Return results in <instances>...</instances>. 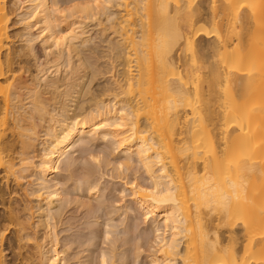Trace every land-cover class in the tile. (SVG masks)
I'll return each mask as SVG.
<instances>
[{
	"label": "bare ground",
	"instance_id": "6f19581e",
	"mask_svg": "<svg viewBox=\"0 0 264 264\" xmlns=\"http://www.w3.org/2000/svg\"><path fill=\"white\" fill-rule=\"evenodd\" d=\"M263 41L264 0H0V264H66L56 173L87 136L150 179L133 189L156 226L149 264H264ZM103 74L97 97L86 78ZM30 171L37 204L9 188Z\"/></svg>",
	"mask_w": 264,
	"mask_h": 264
},
{
	"label": "rangeland",
	"instance_id": "374dc122",
	"mask_svg": "<svg viewBox=\"0 0 264 264\" xmlns=\"http://www.w3.org/2000/svg\"><path fill=\"white\" fill-rule=\"evenodd\" d=\"M91 20L88 19L90 24L88 21L87 22L90 26L88 27L87 25V28H90L89 30L94 36L100 31L98 26L100 21L98 22V18L95 20V22H92L93 20ZM104 21L102 22L103 24L100 23V26L101 24H107V21ZM92 26L93 30H91ZM18 27H20V25L15 24L11 29L14 31L18 29ZM95 30H98V32H96ZM108 32H110L109 29ZM102 36L106 37V41H108V38L111 35L108 36L105 33V35ZM102 36L101 38L97 36L98 38L96 37V39L102 42L103 40H105V38L103 39ZM96 39L94 38V42L96 41ZM106 41H103L104 43L102 42L100 44L102 49H100V46H98V43L100 42H95V44H98L96 45L97 47L93 45L94 42L90 43L89 46L93 47H91L92 49H89L88 46L87 48L89 49V51H87L90 52L93 50L91 54V57L93 56V58L90 59L97 60L96 63L98 64V66H101L100 68L106 67V69H109L111 67L109 62H114L112 61L113 59L110 56L107 58H102L103 55L105 56L107 52L102 54V57L100 56V52H103L106 49L104 47L108 45V42L106 43ZM38 44L40 43L38 42ZM103 44L106 45L102 46ZM37 47H39L38 51L40 52V54L45 52L41 44ZM83 48H86V46H84ZM99 49L100 52L98 51ZM84 50L85 49H83V51ZM94 53H96L95 56ZM43 54V57H45V53ZM98 56L100 57L97 59L96 57ZM76 58L77 56H74L75 60L73 59V61L77 63L78 60H76ZM93 60L91 61L93 62ZM98 61H100V63H98ZM101 61L103 62V66L100 65L102 63ZM104 62L107 66H104ZM102 70L103 69H101V71ZM80 71V74L84 72L83 70ZM75 76H77V74H75ZM106 77L108 78V76H104L103 74L101 75V77L97 75V79L94 78L93 80H91L90 78H86V85H91L90 87L92 88V91L91 88L90 91L95 92L96 94L99 93L97 97H101L100 92L104 91L103 88L106 89L105 85H110V82L106 80ZM112 78L113 77H109V80H111ZM88 80L95 81L91 84H88ZM102 82L104 84H108L104 85ZM99 84L103 85V87ZM95 93H93V95H90L89 93H87L89 94L87 95L85 93L87 97L83 93V96H85V98H88L89 100L90 96L96 97L94 96L96 95ZM103 95L104 94H102V97ZM91 100L92 99L90 98L89 101ZM85 139V142H87V144L82 143L83 146L81 144H78V147H82L78 148L76 146V148L65 154L63 159H61L58 172L56 173L57 178L60 180L59 186L62 190L60 199L55 200L51 207V214L54 217V220L52 219V221H54L53 227H55L56 229L54 230L58 239L57 248L59 250L62 249V252H66L64 253V255H62L66 260V264H98L100 262L102 252H105L107 253V255H109V264H149V258L154 255V251H156L158 247L156 245V226L155 223H152L154 219H146V217H144L145 211H143L138 203H136L137 201H135L136 197L135 195H133L135 194L133 189L136 190L135 186L137 185V183L146 184L148 182L149 184L150 179L148 178L147 174L144 172L143 167L140 166L136 158L127 161L126 154L119 149L116 148V150L114 148L116 146L113 143L112 138L108 140L106 139L104 141V139L101 140L99 138H96L97 140H95V138L87 136V138ZM88 140H90L91 143ZM92 152L95 154L97 153L96 155H99L97 161L92 157ZM95 154L94 156L96 157ZM28 173L26 174L27 176L25 175L27 178H23L25 180L22 179L23 182L21 181L20 184L11 183L12 185H10L9 188L10 190L15 188L18 189H15L14 193L16 195L18 193L16 198L20 202L21 200L23 203L25 202L24 195L28 193L29 198L37 204V199L34 196L36 194L30 195L29 193H34V190L39 187L37 185L39 183V180H36L37 176L33 174L35 172L30 171ZM91 182L98 184L97 186L99 187H97L99 191L94 195H91L87 191V186ZM47 183H49L48 185H52L54 181L50 180ZM19 192H21L22 194ZM14 198L15 195L13 194V197L11 199L13 200ZM25 198L27 200V196H25ZM33 202L32 204H34ZM35 208L37 209V206H35ZM44 230L45 229H40V235H42V232H44V236ZM100 230H103L102 233ZM104 230H109L110 234L105 235ZM109 232H107L106 234H108ZM8 244L9 243L6 242V247L10 248ZM139 245L140 248H138ZM11 248L9 249V252L13 254L14 252H11ZM151 253L152 255H150Z\"/></svg>",
	"mask_w": 264,
	"mask_h": 264
}]
</instances>
